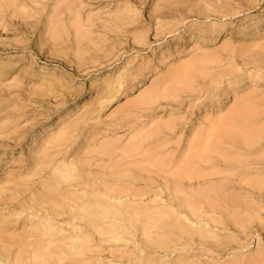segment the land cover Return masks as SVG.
<instances>
[{"label":"rangeland","instance_id":"rangeland-1","mask_svg":"<svg viewBox=\"0 0 264 264\" xmlns=\"http://www.w3.org/2000/svg\"><path fill=\"white\" fill-rule=\"evenodd\" d=\"M263 10L0 0V264H264Z\"/></svg>","mask_w":264,"mask_h":264},{"label":"bare ground","instance_id":"bare-ground-1","mask_svg":"<svg viewBox=\"0 0 264 264\" xmlns=\"http://www.w3.org/2000/svg\"><path fill=\"white\" fill-rule=\"evenodd\" d=\"M263 12H264V10L262 11V13H263ZM231 23H232V22H228V21H224V22H221V23H214L212 27H213L214 29H217V30H218V31H217V34H216V36H215V38H217V37L219 36V34H220V30H221V29H224V28L230 26ZM261 26H262V23H261V22H258L257 26L255 27L256 30H258ZM151 73H152V72H151ZM133 89H134V86H131L129 89H126V90H127V93L131 92ZM235 91H236V89H232L231 91H229V92L227 93V98H226L225 101H228L229 98L231 99L230 96L233 95V94H235ZM119 94H120V93H117L116 95H113L112 98L116 97V96L119 95ZM224 103H225V102H221L220 105H221V106H224V105H223Z\"/></svg>","mask_w":264,"mask_h":264}]
</instances>
